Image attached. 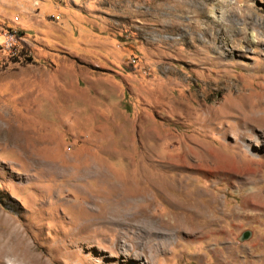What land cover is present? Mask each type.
<instances>
[{"label": "rangeland", "instance_id": "obj_1", "mask_svg": "<svg viewBox=\"0 0 264 264\" xmlns=\"http://www.w3.org/2000/svg\"><path fill=\"white\" fill-rule=\"evenodd\" d=\"M10 29L0 237L41 264H264V132L221 117L264 94V0H0Z\"/></svg>", "mask_w": 264, "mask_h": 264}, {"label": "bare ground", "instance_id": "obj_2", "mask_svg": "<svg viewBox=\"0 0 264 264\" xmlns=\"http://www.w3.org/2000/svg\"><path fill=\"white\" fill-rule=\"evenodd\" d=\"M213 10L215 11L216 16L220 17L217 14V12L220 11V7L218 4L214 5ZM243 33H244V35L245 34L247 35V32L245 30ZM253 35L257 39V45L264 44V33H262L260 36L255 35V33H253ZM227 39L228 38L226 37L225 40H227ZM243 94H244V92H243ZM255 98H257L259 101V104L257 106H251L249 104V100L246 99V97H245L243 99L244 100V110L240 109L237 106H231V109L233 111L232 115L221 116L222 118L225 117V119H226V117H230L229 119L235 118L236 120H238L239 121L238 125L240 126V129L236 130L234 133L237 136V138H240V139H243L246 141L250 140L249 138L254 135V133L256 132V129L258 127H260L264 132V120L260 121L257 118H254V117L251 118L249 116V114H252L254 112V110L259 109V108L261 109L264 107V94H259ZM257 99H256V101H257ZM253 100H255V99H253ZM248 130H251V131H248ZM227 131L230 132L231 128L229 127V129ZM245 146H247L248 149L252 148L249 143L248 144L246 143ZM193 154H196V152L193 151L192 155ZM212 154L214 155L215 158H219V157L225 158V156H222L221 153L215 154V151ZM198 156H200V154ZM204 162H205V160L202 161L201 159H199L197 166L200 169H202L204 166H208L209 171L211 173L216 171L214 169V168H216V167H214V165H212V166L206 165V164H204ZM232 162H233V164H232L233 170L232 171H234L235 173H244L245 168L240 167L241 163L238 160L235 159ZM250 170L253 171L254 169L250 168ZM256 183L257 182L253 178H251V179L249 178L248 180H246L244 182L245 187L249 186V187H247L248 201H252V203H254L256 205L264 206L263 202L257 201L258 199H260V197H259L260 192L258 191V189H255ZM250 185H252V187H250ZM193 195H196V194L193 193ZM190 200H192V201L196 200L195 197L192 196V194H191ZM202 208L203 207H200L199 208L200 210L198 208H195V209L193 208V209H190V211L192 214L196 215V213L197 214L200 213V214H203L204 216H207L208 218L211 219V214L208 215L207 209L206 208L202 209ZM256 215H258V213H256ZM169 222L171 223V221H169ZM173 225H174L173 228H171V227L170 228L174 230L176 228V224H173ZM167 229H169V228H167ZM199 232H202V231H199ZM42 260H43L42 255L37 251V249L31 243L28 242V237L26 235H24L21 230H19V229L12 230V231H9L8 233L4 234L2 237H0V264H41ZM43 264H45V262Z\"/></svg>", "mask_w": 264, "mask_h": 264}, {"label": "built area", "instance_id": "obj_3", "mask_svg": "<svg viewBox=\"0 0 264 264\" xmlns=\"http://www.w3.org/2000/svg\"><path fill=\"white\" fill-rule=\"evenodd\" d=\"M0 37H2V40H0V50L3 49L11 52L18 50L20 39L16 30H7L4 34L2 33Z\"/></svg>", "mask_w": 264, "mask_h": 264}]
</instances>
